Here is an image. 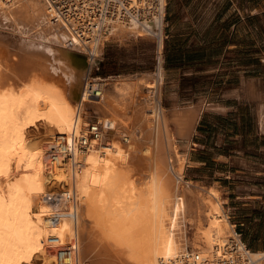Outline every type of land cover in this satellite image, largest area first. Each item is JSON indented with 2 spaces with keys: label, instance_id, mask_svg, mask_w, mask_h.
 <instances>
[{
  "label": "bare ground",
  "instance_id": "obj_1",
  "mask_svg": "<svg viewBox=\"0 0 264 264\" xmlns=\"http://www.w3.org/2000/svg\"><path fill=\"white\" fill-rule=\"evenodd\" d=\"M125 2L133 10H118L103 22L91 51L66 24L50 17L45 0H0V27L21 40L24 68L35 69L33 58L39 56L36 61L44 58L57 67L41 62L48 75H62L65 83L62 88L61 81L54 84L55 79L33 71L32 78H18L11 72L14 64L5 66L0 56V264H93L100 253L115 264H222L234 256L233 241L243 251L220 191L209 187L207 197L193 195L191 205L193 193L186 188L193 184L182 186L177 173L187 156L178 154L170 123L187 141L199 111L169 117L156 93L140 102L136 113L131 109L134 115L118 113L114 100L125 99L127 77L97 78L105 85L99 99H90L85 90L86 81L94 79L89 52L99 58L111 38L155 37L158 53L162 49L166 1ZM161 63L159 56L158 79ZM3 68L20 83L9 82ZM92 121L101 125L100 138L83 147ZM40 127L35 143L29 135ZM52 146L72 155L78 166L62 156L50 158ZM135 154L147 164L143 173L132 166ZM183 225L193 230L191 238ZM56 246L75 250L62 257ZM251 253L264 260V252Z\"/></svg>",
  "mask_w": 264,
  "mask_h": 264
},
{
  "label": "rangeland",
  "instance_id": "obj_2",
  "mask_svg": "<svg viewBox=\"0 0 264 264\" xmlns=\"http://www.w3.org/2000/svg\"><path fill=\"white\" fill-rule=\"evenodd\" d=\"M166 22L167 19L163 24L162 36ZM164 34L163 55L161 53L162 49L158 53L157 38L144 35L139 37H114L107 41L102 48L99 58L94 63L92 77L106 79L110 78L111 75H124L128 79H125V81H129L131 87L135 83L134 91L131 90L130 86L125 89V92L127 91L125 96H123L125 99L114 100V106L118 113L137 111L140 107H143L142 104L147 102L145 101L147 98L161 92L162 105L165 107L167 115L173 118L174 116L177 117L174 112L172 114L169 113L167 108L169 100L163 99V95L166 93L162 91L165 87L160 85L159 89L154 85L159 56L163 59V65L165 60L166 48L164 45H166L167 32L164 31ZM0 44V56L5 59L9 56L8 60L6 59L7 61L4 59L2 62L5 66L6 64H14L11 72L16 77L21 78L29 75L32 78V76L34 77L33 72H35V75L40 74L41 76L39 77L43 79L46 78L49 81L55 79L54 81L51 80L54 84L61 81V87L64 88V78L61 74L59 77V74H54L53 72V74L48 75V72L51 73V71L44 66H40L47 62H45L44 58V63L42 64H40L43 62L41 59H38L39 61L35 60L39 56L33 58L35 63L33 64L37 67L35 69L32 68L31 71L29 68L25 69L26 57L24 56L26 55L21 56L24 51L20 52L19 47L21 40L12 37L10 32L4 27H0ZM26 53L28 52L25 51ZM47 64L50 65L48 66ZM52 64L47 62L45 65L50 68ZM259 67L262 70L261 65ZM52 68L57 71V67L54 65ZM3 69L1 73L9 82H14L16 85L20 83V81L14 80L15 76L14 78H9L10 74H7L6 69ZM47 69L48 71H46ZM42 71H45V73L43 74ZM147 72H155V74L146 76ZM56 75L57 77H55ZM114 78L112 77L111 79ZM57 85L59 86V83ZM128 88L130 89L129 93ZM224 92L226 91L224 90ZM130 93H133L132 95L134 96L130 95ZM130 99L132 105L130 104ZM137 101L139 103L142 102V104L140 103L139 105ZM258 107L259 105L256 104L243 106L231 102L228 106L229 110L224 113H210L209 111L202 113L201 119H198L199 122L197 121L189 137L190 139L187 141L184 139L180 140L177 136L175 122L171 121L170 128L174 133L175 139L180 143L178 154L183 155V151L189 152L186 163L177 172L180 173L182 178V186L187 187L184 182L193 184V187L192 185L185 187L186 191H191L188 195L193 193L188 196V202L191 205L196 204L195 202L193 204V195L196 197L199 195L202 198L207 197L206 189L218 182L224 190V192L220 191L222 205L227 211L230 223L235 226V231L251 251L259 250L264 252V105H262L259 112L257 111ZM126 108L127 110H125ZM181 110L184 109H177L176 111ZM132 114L134 115V113ZM41 129L40 127V129L34 128L31 130L29 137L33 142L39 141L42 134ZM49 148L50 146H48V150ZM133 160L132 166H136V169L143 173L147 164L142 155L135 154ZM190 178L198 181L195 180L194 183L188 182L186 179ZM173 180L176 181L174 178ZM183 226L191 238L193 230L188 228L187 225ZM173 231L175 233V228ZM93 258V264H115L110 257L102 253L95 255Z\"/></svg>",
  "mask_w": 264,
  "mask_h": 264
},
{
  "label": "crops",
  "instance_id": "obj_3",
  "mask_svg": "<svg viewBox=\"0 0 264 264\" xmlns=\"http://www.w3.org/2000/svg\"><path fill=\"white\" fill-rule=\"evenodd\" d=\"M165 1L163 78L157 70L154 85L165 87L169 113L199 111V122L202 113H224L231 102L259 105V112L264 105V0ZM210 187L224 192L218 182Z\"/></svg>",
  "mask_w": 264,
  "mask_h": 264
},
{
  "label": "built area",
  "instance_id": "obj_4",
  "mask_svg": "<svg viewBox=\"0 0 264 264\" xmlns=\"http://www.w3.org/2000/svg\"><path fill=\"white\" fill-rule=\"evenodd\" d=\"M47 2L48 11L50 17L54 21H62L67 25L70 32H73L78 36V38L88 47L94 43V38L97 37V34L100 30L103 29V22L109 20L111 17L115 16L118 10L126 12V10L132 11L133 9L127 6L125 0H45ZM166 8V5H165ZM165 13V10H164ZM166 20V13L165 19ZM70 45H73L72 42H69ZM92 51V50H91ZM89 52V56L92 60L96 61L95 53ZM85 90H88V95L90 99H99L102 97L103 92L105 91V85H102L100 79L92 78L91 80L86 81ZM108 128H110L108 126ZM101 134V125L92 122L89 125V133L85 137L83 136L81 140V145L87 147L90 145L91 141L96 138H100ZM61 149L58 146H52L50 152V158L54 156L66 158L64 160L67 162V159L72 162L74 168L78 166L75 164L70 157H73L69 154H61ZM73 196V200H74ZM50 242H53V239H49ZM245 243V242H244ZM242 248L243 251L238 252L237 243H233L230 247V251L234 254L231 257L232 260L228 259L222 261V264H264V260L256 261L251 257V249L245 245ZM54 247H50L54 252ZM58 247V246H56ZM58 255L66 256L68 252H73L75 248L70 247H58ZM251 257V258H250Z\"/></svg>",
  "mask_w": 264,
  "mask_h": 264
},
{
  "label": "trees",
  "instance_id": "obj_5",
  "mask_svg": "<svg viewBox=\"0 0 264 264\" xmlns=\"http://www.w3.org/2000/svg\"><path fill=\"white\" fill-rule=\"evenodd\" d=\"M256 251H259V250H256Z\"/></svg>",
  "mask_w": 264,
  "mask_h": 264
}]
</instances>
